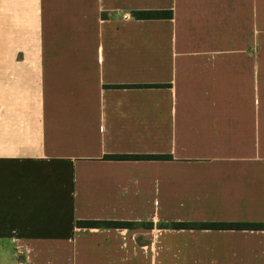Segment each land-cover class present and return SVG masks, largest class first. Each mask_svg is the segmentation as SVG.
<instances>
[{"label": "crops", "instance_id": "obj_1", "mask_svg": "<svg viewBox=\"0 0 264 264\" xmlns=\"http://www.w3.org/2000/svg\"><path fill=\"white\" fill-rule=\"evenodd\" d=\"M173 223L264 224V0H0V264H264Z\"/></svg>", "mask_w": 264, "mask_h": 264}, {"label": "trees", "instance_id": "obj_2", "mask_svg": "<svg viewBox=\"0 0 264 264\" xmlns=\"http://www.w3.org/2000/svg\"><path fill=\"white\" fill-rule=\"evenodd\" d=\"M160 14L158 12H137L134 14V17L139 20H151L154 18H158ZM113 158L119 159H151V158H159L161 160L167 159V156H159V157H150V156H115ZM78 225L82 227H93L96 226L94 222H79ZM108 226H127V224L121 223H111ZM236 228V229H250V230H264V224H235V225H227V224H218V223H200V224H186V223H173L170 224L171 229H197V230H223L228 228Z\"/></svg>", "mask_w": 264, "mask_h": 264}, {"label": "built area", "instance_id": "obj_3", "mask_svg": "<svg viewBox=\"0 0 264 264\" xmlns=\"http://www.w3.org/2000/svg\"><path fill=\"white\" fill-rule=\"evenodd\" d=\"M122 18L123 20H129L131 17L129 15H123Z\"/></svg>", "mask_w": 264, "mask_h": 264}]
</instances>
